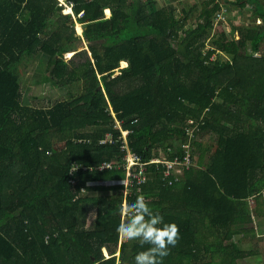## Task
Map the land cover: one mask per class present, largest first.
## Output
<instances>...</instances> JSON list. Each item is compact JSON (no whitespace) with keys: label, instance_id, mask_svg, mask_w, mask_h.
<instances>
[{"label":"trees","instance_id":"1","mask_svg":"<svg viewBox=\"0 0 264 264\" xmlns=\"http://www.w3.org/2000/svg\"><path fill=\"white\" fill-rule=\"evenodd\" d=\"M175 1L158 9L153 0H0V264H134L146 250L124 240L119 250V188L75 201L81 189L105 192L90 186L125 178L123 171H91L122 164L117 120L145 163L160 153L183 158L193 129L185 180L165 187L152 167L144 192L165 223L180 230L164 264H246L256 252L235 238L252 232L251 200L264 202V26L242 28L239 40L221 30L205 50L213 10L200 3L181 14ZM237 2L255 3L264 19L260 2ZM194 11L198 23L188 27ZM82 37L88 49L76 47ZM35 57L42 84H98L72 101L31 108L20 76ZM108 133L115 142L101 145ZM203 136L213 145L205 147L207 164L195 169ZM58 142L66 144L61 153ZM73 165L87 170L73 177ZM91 206L96 218L88 230Z\"/></svg>","mask_w":264,"mask_h":264},{"label":"rangeland","instance_id":"2","mask_svg":"<svg viewBox=\"0 0 264 264\" xmlns=\"http://www.w3.org/2000/svg\"><path fill=\"white\" fill-rule=\"evenodd\" d=\"M65 1V0H62ZM154 3L157 4V7L161 9L162 7L167 8L169 7V4H166L168 0H153ZM171 3V2H170ZM68 5V3H65ZM200 3H197L196 0H176L174 5L177 8V12L182 14V9L189 5L190 7H193L194 5H199ZM69 6V5H68ZM70 10L74 14V11L72 8H67V11ZM66 14H69L67 13ZM240 16L238 18H234L232 23H229V25H218L216 32L214 33L213 37H217L219 35V32L221 30H224L225 33H230V31H235L236 35L238 36V33L241 36L240 30L247 29L248 27L254 26L257 23H254V16L252 12H247L245 7H242V11ZM81 17V15H79ZM198 17H199V11L192 14V18L188 24V27H194L198 23ZM81 26V25H80ZM79 24L75 25V31L76 35H83V27H81L82 31L79 33L78 31ZM210 37L211 32L207 35L206 41H205V50L210 48ZM76 47L82 46L83 49H88V43L85 41L84 37H82L81 42H75ZM80 49V50H83ZM74 55V52H72ZM221 60H224L226 57L225 53H221ZM219 57V56H218ZM73 56L71 53L66 55V60L71 61ZM37 65L36 57L35 60H31V63L28 65L23 66L20 76V91L21 94H24L26 99L29 101V106L31 108H37V109H47L54 105H56L60 101L65 100H73L76 98H79L80 96L91 92L94 90L98 84L97 80L94 78L84 80L82 82L76 83L72 86H69L66 89L57 88L54 85L50 84H42L41 79H39V75H36V78L29 75L32 73L35 69V66ZM121 68H126L125 66L121 65ZM120 126H121V122ZM122 127V126H121ZM198 143L203 144V147H201V151L203 153H199L196 150L195 147V161L193 160V168L195 169H201L203 166H205L208 162L209 158V151H205V147H208V150H210V147L213 145L212 138H209V136H203L200 139H198ZM66 149L65 143H56L55 144V152L61 153ZM211 151V150H210ZM163 154V153H160ZM160 156V155H159ZM75 175H73L74 177ZM79 182L76 180L71 181V186L73 188H76L78 186ZM75 186V187H74ZM82 190V189H81ZM113 195L115 194V191L110 192H94L91 193L90 197H100L102 195ZM87 196V195H86ZM89 196V195H88ZM84 198V197H83ZM264 200V199H263ZM261 201H255L251 200L252 204V216L254 219L253 224H251L252 232L243 233V235H237L235 238V241L237 243L244 242L245 244L242 246V248L248 250L250 247L257 248L256 252L254 251L253 254H250V257L248 260L245 261L246 264H264V202L259 203ZM91 213H95L96 216V207L90 208ZM96 218V217H95ZM95 219L88 218V224L87 229L90 230L94 225ZM247 226H243V228H246ZM120 247V246H119ZM105 253V252H104ZM108 253L106 252L105 255ZM119 254V253H118ZM117 254V255H118ZM119 256V255H118Z\"/></svg>","mask_w":264,"mask_h":264},{"label":"built area","instance_id":"3","mask_svg":"<svg viewBox=\"0 0 264 264\" xmlns=\"http://www.w3.org/2000/svg\"><path fill=\"white\" fill-rule=\"evenodd\" d=\"M63 5L66 6V0H60ZM258 1L264 6V0H254ZM197 3L206 4L207 10H213L212 17V29H211V37H213L214 33L217 30L218 25H229L232 23L234 18H238L241 13L242 7H245L247 12H252L254 16V23L257 26H264V19L260 16L256 17V4L253 2L246 3L245 6L239 5L237 0H196ZM66 13V12H65ZM232 32V31H230ZM234 38L236 40L240 39V34L236 35L234 33ZM220 53V52H219ZM221 54V53H220ZM259 56V55H258ZM215 56L211 55L209 62H214ZM115 117V114H113ZM116 127L120 130L121 136H119L118 140L120 141V152L124 155L121 159L122 164L118 162L111 163H102L97 166L95 169L91 171L96 172H120L123 171L125 178L122 180H111L100 182L96 185H92L90 187H102L106 189H115L119 188V192L122 194V203L130 198H135L139 195H144L145 188L152 180L151 168L155 167V172L158 174L159 180L163 183L165 187H174L176 184L185 180L187 173L191 170V153H190V142L193 137V129L190 130V138L187 144L182 145V149L185 152V156L183 158L175 157L173 160H169L164 154H160L158 157H153L148 163L143 162L138 156H136L130 150V141L129 134L130 131L123 130L120 126L119 121H116ZM115 141L111 133H108L107 136L100 141L101 145L113 144ZM82 170L86 171L87 169L77 167V171ZM75 172V173H76ZM73 175L74 172L71 171ZM124 182L123 184L121 183ZM75 187V186H74ZM89 188V186H88ZM90 196V193L86 191V189L80 190L77 193V197L75 201L79 199ZM145 199L148 201V198ZM123 240L120 239V244Z\"/></svg>","mask_w":264,"mask_h":264},{"label":"clouds","instance_id":"4","mask_svg":"<svg viewBox=\"0 0 264 264\" xmlns=\"http://www.w3.org/2000/svg\"><path fill=\"white\" fill-rule=\"evenodd\" d=\"M76 170L77 167L73 165L72 171L75 173ZM119 214L121 222L116 228L118 238L126 242L139 241L141 247L148 245L146 250L136 254L134 264H164L170 248L175 247L180 239L179 227L175 223H165L163 216L150 207L142 194L131 203L125 200ZM95 217L93 212L88 218Z\"/></svg>","mask_w":264,"mask_h":264},{"label":"crops","instance_id":"5","mask_svg":"<svg viewBox=\"0 0 264 264\" xmlns=\"http://www.w3.org/2000/svg\"><path fill=\"white\" fill-rule=\"evenodd\" d=\"M163 2H164V0H163ZM171 2V0H168V2L166 3V4H169L168 6H170V3ZM156 4V3H155ZM156 7H157V4H156ZM158 8V7H157ZM162 8H164V7H162ZM161 8V9H162ZM159 9V8H158ZM105 16H106V18H110L111 17V11H110V9H106L105 10ZM77 19H78V17H76L75 16V20H76V25L77 24H79V25H81V27H83V25L81 24V23H78V21H77ZM82 36V35H81ZM214 56H215V60H216V54H213ZM220 56V55H219ZM221 57V56H220ZM222 58V57H221ZM224 60H228V57H227V55H226V57L224 58ZM127 66H128V64H127ZM36 67V66H35ZM121 69H124V68H121ZM34 71H35V69H34ZM32 72V73H30L29 75L31 76V78L32 77H35L37 74L35 73V72ZM35 75V76H34ZM93 188H102V187H93ZM104 190H105V192H110L112 189H106V188H103ZM95 192H97V191H95ZM101 192V191H100ZM117 192V191H116ZM123 243V242H122ZM122 243L120 244V239H119V250H120V248H121V245H122ZM245 244V243H244ZM243 244V245H244ZM242 245V246H243Z\"/></svg>","mask_w":264,"mask_h":264},{"label":"bare ground","instance_id":"6","mask_svg":"<svg viewBox=\"0 0 264 264\" xmlns=\"http://www.w3.org/2000/svg\"><path fill=\"white\" fill-rule=\"evenodd\" d=\"M67 13H69V14H70V13H72V12H71L70 10H68V11H67ZM78 31H79V33L82 31V29H81V26H80V25H79V27H78ZM71 55L73 56V53H71ZM122 65H123V67H124V66H125V67H127V64H126V63H123ZM106 252H107V251L105 250V253H106ZM107 255H108V254H107Z\"/></svg>","mask_w":264,"mask_h":264}]
</instances>
